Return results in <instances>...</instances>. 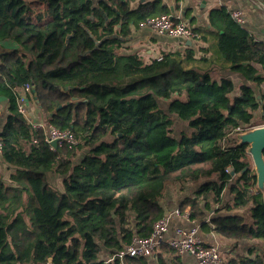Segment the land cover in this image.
Instances as JSON below:
<instances>
[{
  "label": "trees",
  "instance_id": "1",
  "mask_svg": "<svg viewBox=\"0 0 264 264\" xmlns=\"http://www.w3.org/2000/svg\"><path fill=\"white\" fill-rule=\"evenodd\" d=\"M139 1L0 0V45L16 44L0 56V101L8 106L0 129L7 168L0 171V264H149L117 255L166 215L167 186L187 183L199 187L180 204L182 214L189 210L205 231L236 243L264 241V200L250 157L245 146L232 148L240 130L264 125V46L219 9L209 17L216 53L240 83L190 68L192 51L147 63L123 44L169 9ZM27 84L77 146L52 149L46 132L19 112ZM175 118L190 131L176 134ZM48 173L64 177L62 191ZM159 251V264H182L168 244ZM227 264H264V250Z\"/></svg>",
  "mask_w": 264,
  "mask_h": 264
},
{
  "label": "crops",
  "instance_id": "2",
  "mask_svg": "<svg viewBox=\"0 0 264 264\" xmlns=\"http://www.w3.org/2000/svg\"><path fill=\"white\" fill-rule=\"evenodd\" d=\"M154 1H160L161 5L166 6L169 9V16H172L176 20L184 21L199 33V38L190 41L192 46H188L187 43L189 41L171 36L158 35L150 27L141 25L140 28L133 29L131 37L123 44L125 54L132 51L133 53H137L146 62H150L154 59H160L164 54L177 51L186 54V52L192 51L196 62L189 63L190 68L197 67L202 72H208L213 79L217 80L221 77H231L236 83H240L243 80L239 74L231 73L229 65L218 57L216 53L218 36L217 32L212 30L210 26L209 17L211 12L219 9H227L231 14L234 11L240 12L243 18L242 27L252 35L258 44L264 46V0H180L179 2L176 0H144L138 3H150ZM138 3H135L133 7L136 8L139 5ZM172 9L174 14L172 13ZM14 48H16V44L13 42L7 41L2 43L0 45V56L3 52ZM262 88H264V84ZM0 111L1 129L8 115L6 100L0 101ZM24 116L33 125L46 123L50 119V117L42 113L37 102L32 97L27 101L26 114ZM4 167L0 163L1 172L6 168ZM198 187L199 185L191 183L179 186H167L162 200L165 214L172 213L170 232L167 234V237L171 238L174 236L177 228L191 229L198 226L199 236L202 241L208 246H217L220 249L222 256L221 264H227L231 259L239 255H246L250 249H254L255 254L259 253L261 250H259V246H264V241L254 240L236 243L234 240L221 237L215 231H205L199 221L188 219L182 213L177 216L173 214L175 210L179 209L182 201L186 197L191 196ZM220 208V206H217L215 211ZM214 214H216L214 211L210 212V216ZM219 214L228 213L221 209ZM159 253L160 251L157 254ZM157 254L148 257L149 264H159ZM180 258L182 259V264H197L194 257L190 255L186 254Z\"/></svg>",
  "mask_w": 264,
  "mask_h": 264
},
{
  "label": "built area",
  "instance_id": "3",
  "mask_svg": "<svg viewBox=\"0 0 264 264\" xmlns=\"http://www.w3.org/2000/svg\"><path fill=\"white\" fill-rule=\"evenodd\" d=\"M233 19L240 26L243 25V18L240 12H232ZM148 26L158 35L171 36L176 38H181L184 41H194L199 38V33L193 30L184 21H179L172 16H155L148 19L144 24ZM32 93L31 85H25L20 91L17 98L18 110L23 115L26 114V104ZM33 127L38 129H43L47 138L46 141L51 145L53 142L57 141L58 145L66 144L70 148L78 145V141L71 130H59L51 121L48 119L46 123L34 124ZM240 130L239 132H241ZM3 150V141L0 139V154ZM229 171V170H227ZM253 192L255 190L253 189ZM175 216L181 215L179 209L175 210L173 213ZM186 218L190 219V212L187 210L183 214ZM172 219V213L165 215L163 218L158 220L154 225L153 231L150 236L145 238H140L138 236L134 237L132 243L126 248L125 251L120 252L117 257L123 258L124 256L131 257H152L156 255L162 245L168 244L174 248L180 256L190 255L194 257L197 264H221L222 257L221 251L217 246L206 245L199 236V227L195 226L191 229L177 228L175 230L174 236L171 238L167 237L170 232V224ZM115 258H109L108 262L113 261Z\"/></svg>",
  "mask_w": 264,
  "mask_h": 264
},
{
  "label": "water",
  "instance_id": "4",
  "mask_svg": "<svg viewBox=\"0 0 264 264\" xmlns=\"http://www.w3.org/2000/svg\"><path fill=\"white\" fill-rule=\"evenodd\" d=\"M172 13L174 14L173 9ZM187 45L192 46V43L189 41ZM73 101L78 100L74 99ZM61 108L59 107L58 110ZM233 140L234 144L232 148L245 146L246 153L250 157L253 165L254 175L256 176V189L262 193L264 200V125L238 132L233 136ZM51 145L56 149L58 142L55 141ZM51 261L52 259H50Z\"/></svg>",
  "mask_w": 264,
  "mask_h": 264
},
{
  "label": "rangeland",
  "instance_id": "5",
  "mask_svg": "<svg viewBox=\"0 0 264 264\" xmlns=\"http://www.w3.org/2000/svg\"><path fill=\"white\" fill-rule=\"evenodd\" d=\"M125 53V52H124ZM127 54H137V53H133L132 51H129ZM145 61V60H144ZM146 62V61H145ZM148 63V62H147ZM167 104H164V107L166 108ZM261 126V125H258ZM182 131H190L187 124L185 122L180 121L179 119L175 118V130L174 132L176 134H179ZM83 154H81L77 159L76 162L80 161L81 156H83ZM253 167V165H252ZM8 177V172H5V178ZM47 180L50 183V185L57 189L58 191H62L63 190V181H64V177L61 175H58L56 173H48L47 174ZM258 246V245H257ZM257 248V247H255ZM258 249V248H257ZM261 249V250H260ZM259 250L260 252L264 250V246H259ZM259 252V253H260ZM222 257V256H221Z\"/></svg>",
  "mask_w": 264,
  "mask_h": 264
}]
</instances>
